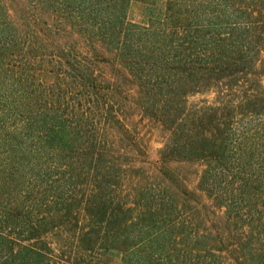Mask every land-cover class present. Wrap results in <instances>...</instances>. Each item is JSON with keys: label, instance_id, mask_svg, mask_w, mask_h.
I'll use <instances>...</instances> for the list:
<instances>
[{"label": "trees", "instance_id": "trees-1", "mask_svg": "<svg viewBox=\"0 0 264 264\" xmlns=\"http://www.w3.org/2000/svg\"><path fill=\"white\" fill-rule=\"evenodd\" d=\"M0 264H264V0H0Z\"/></svg>", "mask_w": 264, "mask_h": 264}, {"label": "rangeland", "instance_id": "rangeland-1", "mask_svg": "<svg viewBox=\"0 0 264 264\" xmlns=\"http://www.w3.org/2000/svg\"><path fill=\"white\" fill-rule=\"evenodd\" d=\"M132 14L134 15V18L137 16V10L133 8ZM146 141L148 140V155L151 159H154L156 157V150L160 147V140L155 136V134H147Z\"/></svg>", "mask_w": 264, "mask_h": 264}]
</instances>
